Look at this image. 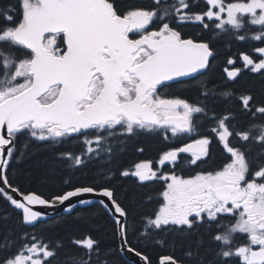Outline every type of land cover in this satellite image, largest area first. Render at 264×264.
I'll list each match as a JSON object with an SVG mask.
<instances>
[{
  "label": "snow or ice",
  "instance_id": "snow-or-ice-1",
  "mask_svg": "<svg viewBox=\"0 0 264 264\" xmlns=\"http://www.w3.org/2000/svg\"><path fill=\"white\" fill-rule=\"evenodd\" d=\"M205 3L206 10L200 12L191 10L190 0H150L147 6L134 0L0 4V197L20 210L24 225L33 227L48 215L34 210L36 206L66 205L64 211L71 213L77 205L95 204L112 221L119 241L116 248H103L91 234L74 236L69 243L82 252L61 262L59 241L50 246L23 233L24 243L13 252L15 241L0 235V264H109L108 256L117 252L138 258L133 264H151L130 236L138 244H162L168 235L190 237L200 228L211 234L214 254L210 260L200 255L202 235L195 249L190 244L185 251L196 264H264V99L257 100L250 89L237 96L227 84L225 90L210 87L203 77L213 49L180 30L193 24L211 28L217 36L264 45V0ZM227 64L228 81L235 82L246 69L258 74L264 91V46L241 51ZM193 81L189 86L197 95L192 102L166 91ZM221 101L224 111L217 112ZM205 120L213 122L212 136L198 131ZM142 133L178 143L155 161L120 170L121 177L135 178L142 187L162 183L158 206L137 221L117 198L112 186L116 172L103 165L112 162L128 138ZM185 136L189 142H182ZM20 137L25 142L18 147ZM213 139L226 160L204 169L201 165L212 159ZM32 141L78 142L82 147L77 153L60 152L57 159L70 170L99 164L96 177L51 198L21 192L10 182L8 170L14 158L18 162L26 155ZM162 264L182 262L169 256Z\"/></svg>",
  "mask_w": 264,
  "mask_h": 264
},
{
  "label": "trees",
  "instance_id": "trees-1",
  "mask_svg": "<svg viewBox=\"0 0 264 264\" xmlns=\"http://www.w3.org/2000/svg\"><path fill=\"white\" fill-rule=\"evenodd\" d=\"M10 0H0V4H7ZM127 2V0H125ZM138 4L147 6L150 0H134ZM193 5V12H200L206 10V3L204 0H190ZM184 36L191 37L197 40H203L210 44L214 51V57L211 60L210 70L206 72L204 79H207L209 86L218 85L220 90H225V85L229 89L236 92L239 96L244 94L247 90H251L252 94L257 100L264 99V91L261 89V81L258 74H251L243 72L235 82L227 80L224 73V67L227 65V60L230 57H237L241 51H249L255 46L260 45L259 42L251 41L245 42L235 40L229 35L221 34L217 36L210 28L204 30L202 27L188 24L180 28ZM188 83L174 84L171 89L166 90L169 95L186 98L190 102L196 98V90L190 87ZM235 103V101H234ZM217 112L224 111V103L221 101L216 106ZM236 115L244 120L245 118L237 111ZM212 121L205 120L198 131L204 135L212 136L209 131L212 126ZM192 138H196L193 136ZM189 137L185 136L182 142H189ZM25 142L24 137H20L17 145ZM178 141H165L162 136L154 133H142L138 136L128 138L125 143L117 148L116 154L110 164H104V168H112L116 172L115 178L112 180V186L115 187L117 198L124 206L128 207L132 215L139 221V218L144 213L151 212L157 205L159 193L162 190L161 182H151L146 186H139L135 178H124L119 175L122 169H132L135 163L143 160L158 159L162 151L167 150L169 146L175 145ZM82 147L78 142L73 141L68 144L54 145L42 142L32 141L29 144L26 155L19 159L16 158L9 166L8 175L10 182L18 186L21 192L25 194L35 192L42 195L44 198H51L71 185L91 183L96 177L97 170L101 166L97 164H88L86 167L70 170L65 167L66 162L57 159V154L64 151H72L77 153ZM138 148H143V152L137 151ZM256 149H253L255 154ZM212 159L208 164L201 165L204 169H211L226 160V154L220 147L219 143L213 139ZM181 168H187L186 165L181 164ZM199 170V169H195ZM184 175H188V171H184ZM68 180L70 184L66 185ZM152 197L149 201L148 197ZM22 213L10 206V204L0 197V235L9 236L15 241L12 251L20 247L24 241L21 239L23 233L35 235L37 240L49 243L54 246L57 241L63 244L59 250V260L62 262L67 256L72 253H80L81 249H77L70 245L69 240L72 237H82L85 234H91L95 238H99L103 248H116L118 246V238L115 237L112 227V221L105 213L95 204L90 207L76 208L71 214L58 215L43 223H38L34 227L24 225L21 222ZM7 217V218H5ZM206 230L200 228L195 231L190 237H182L178 235H168L165 242L153 243L144 242L137 243L135 236H130L133 244L146 252L151 260V264H159V261L164 256H171L180 260L182 264H196L192 259L185 256V251L191 244L192 248H196V243L199 237L203 235L204 243L200 248V255L210 260L213 257L214 245L211 243V234H205ZM146 245V246H145ZM109 264H132L125 256L120 253L108 256ZM52 264H57L53 260Z\"/></svg>",
  "mask_w": 264,
  "mask_h": 264
},
{
  "label": "water",
  "instance_id": "water-1",
  "mask_svg": "<svg viewBox=\"0 0 264 264\" xmlns=\"http://www.w3.org/2000/svg\"><path fill=\"white\" fill-rule=\"evenodd\" d=\"M0 186H2V185H0ZM13 195L15 196L16 194L13 193ZM16 198L19 199L18 196H17ZM87 198H89V199H93V200L98 199V198H96V197H87ZM72 203H75V198H74V200L72 201ZM91 206H92V205H91ZM65 207H66V205H59V204H57L54 208H47V207L36 206V207L34 208V210H36V211H41V212H43V213H47L48 215H47V217H45V220H49V219H52V218H54V217H56L57 215H60V214H66V215H69V214H71L76 208H78V207H82V208H84L85 206H79V205H77V207H76L71 213H67V212H65V211H64ZM87 207H89V206H87ZM37 224H38V223H37ZM37 224H36V225H37ZM125 257H126L128 260H130L132 263H133L134 260H138V258H136V257H134V256H125ZM159 263L162 264V259L160 260Z\"/></svg>",
  "mask_w": 264,
  "mask_h": 264
},
{
  "label": "flooded vegetation",
  "instance_id": "flooded-vegetation-1",
  "mask_svg": "<svg viewBox=\"0 0 264 264\" xmlns=\"http://www.w3.org/2000/svg\"><path fill=\"white\" fill-rule=\"evenodd\" d=\"M187 25H188V24H187ZM263 46H264V45H263ZM237 66H238V67H242V64H241V62H240L239 60L237 61ZM225 68H231V66H229V65L227 64V65L224 67V69H225ZM243 72H249V73H251L249 70H246V69L243 70ZM243 72H242V73H243ZM224 73H225V71H224ZM251 74H253V73H251ZM225 75H226V74H225ZM212 144H213V143H212ZM220 147L222 148L221 145H220ZM211 150H212V145H211ZM182 158H189V157H187V156H182Z\"/></svg>",
  "mask_w": 264,
  "mask_h": 264
}]
</instances>
